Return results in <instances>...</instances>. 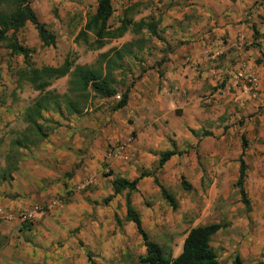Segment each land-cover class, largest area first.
Listing matches in <instances>:
<instances>
[{
	"label": "crops",
	"instance_id": "0c3cea01",
	"mask_svg": "<svg viewBox=\"0 0 264 264\" xmlns=\"http://www.w3.org/2000/svg\"><path fill=\"white\" fill-rule=\"evenodd\" d=\"M125 1L138 9L146 6L144 13L151 16L160 14L154 29L161 30L163 40H153L151 46L129 42L131 57H123L113 70L123 84L121 91L128 88L125 106L114 109L97 100L84 107L75 105L78 111H74L65 102L63 112L50 114L56 123L37 120L44 127L50 125L39 140L19 143L14 134L6 139L0 151L4 157L0 165L8 176L0 178L4 217L0 234L7 239L0 245V264H83L89 249L100 258L114 257L129 243L127 233L136 231L133 222L124 220L126 207L120 194L108 205L101 203L113 192L114 177L133 179L150 172L130 192L142 221L135 196L151 190L154 169L160 174L173 171V176L184 172L185 165L173 167L179 152L197 143L198 130L208 129L203 140L211 141L218 114L227 106L241 114L264 109V62H257L264 54L260 28L264 4L250 9L256 0L241 4L224 0L228 8L219 7L220 0ZM253 26L258 30L257 44ZM123 63L129 65L128 71L116 76ZM246 75L257 78L254 92L245 87ZM121 144L125 146L121 155L108 154L110 146ZM173 148L177 153L158 166L159 154ZM197 166L195 162L193 169ZM108 170L111 175L105 176ZM67 192L68 199H62ZM40 204L49 210L37 213L33 227L18 222L20 212Z\"/></svg>",
	"mask_w": 264,
	"mask_h": 264
},
{
	"label": "rangeland",
	"instance_id": "374dc122",
	"mask_svg": "<svg viewBox=\"0 0 264 264\" xmlns=\"http://www.w3.org/2000/svg\"><path fill=\"white\" fill-rule=\"evenodd\" d=\"M30 5L37 13L40 21L44 22L48 29L55 35V44L45 46L40 40L34 26L27 22L16 32V38L20 45L29 52V62L33 67L42 65H58L66 56H70L75 64L92 67L104 66L105 58L102 56L111 48H117L120 42L125 43L120 48L123 57H131L129 42H137L138 45L149 43L153 40L162 41L161 30L152 34L146 24H156L160 14L151 16L144 13V9H138L132 1L114 0V11L109 19V24L116 27L122 19L128 20V28L120 38L108 40L101 48L95 47L94 36L88 32L87 38L83 39L79 34L86 22L87 15L93 13L96 0H29ZM242 3L243 0H236ZM184 3V2H183ZM264 4V0H256L250 9ZM218 6L228 8L224 0L218 1ZM224 11V9H223ZM144 25L138 32H135L137 24ZM260 28L264 30V17L260 20ZM160 31V32H159ZM149 53H152L149 50ZM136 56L143 58L140 52ZM22 55L13 52L8 47V41L2 42L0 47V151L6 139L13 135L19 143H31L41 137L48 127L45 122L56 123L52 120L51 113H61L66 108L65 102L73 101L77 106L84 107L92 101H103L112 107L119 97H110L102 100L100 97L79 95L69 92L70 76L53 80L51 85L42 91L35 90L31 83L21 77L19 72L25 67ZM126 63L115 72L116 76L128 71ZM120 82L116 78L114 83L119 95L123 92L120 89ZM42 105L40 115L36 103ZM211 107V104L208 105ZM220 107H217L219 111ZM29 115L38 123L36 127ZM50 120V121H49ZM217 128L212 133L211 141H204L208 129L198 130L195 137L198 141L195 144H188L186 149L180 153V159L174 163L185 165L186 170L182 173L165 171L158 173L154 169L152 175L157 173L158 181L167 188L175 198L176 208L162 197L160 188L153 181L151 190L139 197L135 196L136 206L142 212V225L147 232L149 239L163 247L165 252H172L176 256L182 247L186 232L199 225L209 223H222L224 227L212 238L211 244L215 249L220 264H230L233 257L239 254L245 264H258L264 262V109L244 112L229 110L227 106L224 112L218 114ZM241 135L247 141L244 160L247 164V175L244 187L249 198L247 208L235 185L238 169L239 154L241 151ZM200 137V138H199ZM186 153V159H183ZM4 160L0 152V164ZM198 166L193 169V164ZM0 165V178H7L6 167ZM105 168H108L105 164ZM202 176L198 178V172ZM150 174V172H149ZM105 176L111 175L108 170ZM184 179L191 184L189 190L181 185ZM143 190V188H142ZM127 191L120 193V200L125 198ZM69 192L61 196L67 200ZM101 203L108 205L109 203ZM132 201V198H131ZM119 208V206H117ZM33 226L37 220V213L44 214L49 210L48 205L40 204L33 207ZM140 210V211H141ZM20 224L19 215L16 217ZM4 217L0 216V223ZM133 225L134 230L135 225ZM32 226V227H33ZM82 225H79L75 232ZM111 230L110 228L107 229ZM110 232V231H109ZM128 244H123L120 252L114 257L100 258L91 249L86 251L83 264H146L139 261L142 256L143 242L141 236L134 231L127 233ZM6 237L0 234V245L6 242ZM64 242H59L63 245ZM80 244L83 241H79Z\"/></svg>",
	"mask_w": 264,
	"mask_h": 264
},
{
	"label": "trees",
	"instance_id": "16d2710c",
	"mask_svg": "<svg viewBox=\"0 0 264 264\" xmlns=\"http://www.w3.org/2000/svg\"><path fill=\"white\" fill-rule=\"evenodd\" d=\"M113 11L112 0H96L94 12L87 15L83 29L80 30L78 35L86 39L88 32L92 33L94 36L93 43L97 48L104 46L110 39L122 37L128 28V20L122 19L118 26L112 27L109 24V19ZM27 22H30L34 26L43 45L49 46L55 44V35L48 29L44 22L40 21L37 13L30 5L29 0H0V47L2 42L7 40L8 47L13 52L23 56L26 66L20 70L19 74L29 81L35 90L42 91L50 86L53 80L69 75V92L71 93H78L79 95H89L90 93L92 96L100 98H110L117 94V89L114 86L116 77L113 74V70L121 65L119 64L123 58L121 49L111 48L108 52L102 54L106 60L103 67L75 64L70 56H66L58 65L33 67L29 62L28 50L20 45L16 38L18 29L23 27ZM143 25L140 21L137 24V28H135V32H138ZM155 25L146 24L145 27L152 34L159 37L155 32ZM252 29L254 36L253 44H257L256 38L258 30L255 26ZM260 61L264 62V54L262 60L257 59V62ZM127 100L128 88L119 95L113 108L119 109L125 106ZM75 105L73 101H67V106L72 108V110L76 108ZM36 107L38 109V115H40L42 105L38 102L36 103ZM74 111L78 110L76 109ZM29 118L36 127L40 128L36 120L32 118V115H29ZM43 135L41 134V136ZM246 147L247 141L244 135H241V151L238 157L239 169L235 185L239 189L241 200L248 208L249 198L244 187L247 175V164L244 160ZM175 153H177L175 148L162 151L159 154L158 166L163 165ZM145 175H149V173L142 172L138 177L133 179L120 176L114 177L111 181L113 192L105 196L102 200L103 203H107L117 194H120L122 191H127L124 198L126 207L124 220L133 222L145 247V253L139 257V261L146 264H220L211 241L213 236L224 227L222 223H209L190 228L183 239L181 251L176 256H172L171 251L166 253L161 245L149 239L147 232L143 228L140 213L134 208L130 196V192L137 190L139 180ZM153 181L159 186L162 197L172 208H176L175 198L169 193L167 188L155 176ZM181 185L185 190L191 188V184L184 179L181 180ZM114 219L116 224L120 225L121 219L116 213ZM230 264L245 263L242 257L236 254ZM258 264H264V262H259Z\"/></svg>",
	"mask_w": 264,
	"mask_h": 264
},
{
	"label": "built area",
	"instance_id": "2783aa9c",
	"mask_svg": "<svg viewBox=\"0 0 264 264\" xmlns=\"http://www.w3.org/2000/svg\"><path fill=\"white\" fill-rule=\"evenodd\" d=\"M245 87L249 92H254L257 85V78L254 75H246L245 77ZM125 146L121 145H112L109 147L108 154L111 156H119L124 151ZM20 221L24 225V227H32L33 226V210H27L20 212L19 214Z\"/></svg>",
	"mask_w": 264,
	"mask_h": 264
}]
</instances>
